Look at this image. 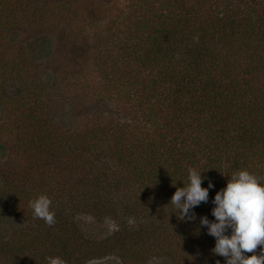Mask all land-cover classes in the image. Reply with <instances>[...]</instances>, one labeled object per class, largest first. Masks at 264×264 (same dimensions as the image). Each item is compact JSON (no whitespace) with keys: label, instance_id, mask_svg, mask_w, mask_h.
<instances>
[{"label":"trees","instance_id":"1","mask_svg":"<svg viewBox=\"0 0 264 264\" xmlns=\"http://www.w3.org/2000/svg\"><path fill=\"white\" fill-rule=\"evenodd\" d=\"M139 2L97 44L112 50V65L94 95L115 112L64 118L29 59L38 36L13 59L0 56V264H146L150 255L225 264L199 220H214L213 197L233 172L264 182V0ZM189 167L213 185L191 220L169 203ZM39 194L51 200V225L29 207ZM83 215L117 227L90 237Z\"/></svg>","mask_w":264,"mask_h":264},{"label":"rangeland","instance_id":"2","mask_svg":"<svg viewBox=\"0 0 264 264\" xmlns=\"http://www.w3.org/2000/svg\"><path fill=\"white\" fill-rule=\"evenodd\" d=\"M137 3L139 0H0V56L13 59L17 44L38 36V42L31 39L34 47L29 59L41 85L61 100L64 118L75 122L94 110L115 112L114 102L107 104L94 95L106 82L103 74L112 65V50L103 51L97 44L108 31L123 26L121 17L134 10ZM43 38L48 45L41 49ZM104 41L110 48L111 40ZM97 52L101 54L99 59ZM105 58L108 60L103 61ZM8 85L10 94L19 90L15 81L10 80ZM3 102L0 100V118ZM4 157L5 152L0 150V159ZM79 223L93 238L107 236L117 227L112 219L98 221L88 215L81 216ZM88 264L120 262L111 256ZM146 264L173 263L164 255H150Z\"/></svg>","mask_w":264,"mask_h":264},{"label":"clouds","instance_id":"3","mask_svg":"<svg viewBox=\"0 0 264 264\" xmlns=\"http://www.w3.org/2000/svg\"><path fill=\"white\" fill-rule=\"evenodd\" d=\"M202 171L187 169V183L177 187L169 203L175 207L180 219H194L191 211L201 202L208 201L211 181L202 187ZM211 212L214 220L201 216L199 223L215 238L213 254L223 256L225 264H262L264 262V182L246 169L233 172L226 186L216 191ZM51 200L39 194L29 200L34 218L46 224L55 222V212L50 208ZM230 230V233H229ZM229 233V234H226ZM260 246V254L253 250ZM251 252V255L244 253ZM47 264H66L60 256H47ZM219 264V262H217Z\"/></svg>","mask_w":264,"mask_h":264}]
</instances>
